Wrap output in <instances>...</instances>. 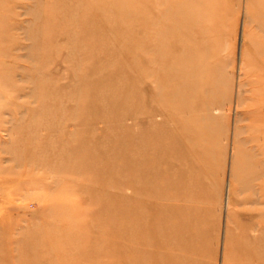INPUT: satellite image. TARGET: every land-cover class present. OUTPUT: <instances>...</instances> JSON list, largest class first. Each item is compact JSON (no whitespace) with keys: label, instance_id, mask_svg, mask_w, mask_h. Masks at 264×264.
<instances>
[{"label":"rangeland","instance_id":"374dc122","mask_svg":"<svg viewBox=\"0 0 264 264\" xmlns=\"http://www.w3.org/2000/svg\"><path fill=\"white\" fill-rule=\"evenodd\" d=\"M146 1L0 0V264H264V0Z\"/></svg>","mask_w":264,"mask_h":264},{"label":"bare ground","instance_id":"6f19581e","mask_svg":"<svg viewBox=\"0 0 264 264\" xmlns=\"http://www.w3.org/2000/svg\"><path fill=\"white\" fill-rule=\"evenodd\" d=\"M147 1H148V0H147ZM147 1H146V2H147ZM146 8H147V7H146ZM0 171H1V170H0ZM1 172H3V171H1ZM129 237L131 238V235H129ZM132 240H133V239H132ZM132 240L130 241V243L132 242ZM130 248L133 249V245H132V247H131V245H130ZM140 249H141V247H139V250H140Z\"/></svg>","mask_w":264,"mask_h":264}]
</instances>
